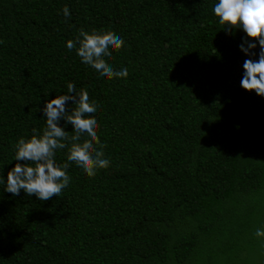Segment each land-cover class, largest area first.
<instances>
[{"label":"trees","instance_id":"1","mask_svg":"<svg viewBox=\"0 0 264 264\" xmlns=\"http://www.w3.org/2000/svg\"><path fill=\"white\" fill-rule=\"evenodd\" d=\"M217 3L0 0V264L250 263L264 244V96L240 82L261 48L219 23ZM81 28L124 40L105 60L127 78L67 49ZM69 83L98 106L109 167L89 177L70 163L69 185L47 201L7 192L15 145L42 134L47 101Z\"/></svg>","mask_w":264,"mask_h":264},{"label":"clouds","instance_id":"2","mask_svg":"<svg viewBox=\"0 0 264 264\" xmlns=\"http://www.w3.org/2000/svg\"><path fill=\"white\" fill-rule=\"evenodd\" d=\"M213 11L220 24L228 25L226 29L242 28L247 37L258 40L261 48L259 59L244 62L245 71L240 83L244 89L255 90L258 95L264 96V0H218ZM63 15L66 18L71 15L67 6L63 8ZM124 43L114 32L95 29L89 32L81 28L75 40L67 41V49H75L81 61L103 77L127 78V68L114 70L105 60V57L112 56L110 48L119 50ZM245 44L240 45L241 50L248 55H256L251 50L257 45L247 40ZM67 88L68 94L47 101L43 109L46 127L42 134L33 129L30 138L21 137L15 145L17 163L7 174V192L19 195L23 189L27 195L47 201L58 197L69 185L71 177L67 169L70 163L81 167L89 177H94L99 169L109 167L110 161L104 157V145L100 144L97 135L99 125L91 115L98 106L94 101L90 102L86 90L77 92L73 83H69ZM69 101L73 104L71 111L66 107ZM62 119L73 126L72 135L60 125ZM58 149L68 150L67 162L62 165L55 162ZM0 182L4 183L3 180ZM255 235L264 237V229H257Z\"/></svg>","mask_w":264,"mask_h":264},{"label":"rangeland","instance_id":"3","mask_svg":"<svg viewBox=\"0 0 264 264\" xmlns=\"http://www.w3.org/2000/svg\"><path fill=\"white\" fill-rule=\"evenodd\" d=\"M249 252L251 264H264V244Z\"/></svg>","mask_w":264,"mask_h":264}]
</instances>
